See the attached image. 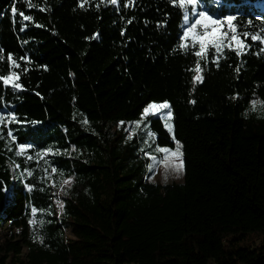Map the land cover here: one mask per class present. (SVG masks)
Masks as SVG:
<instances>
[{
    "label": "trees",
    "instance_id": "1",
    "mask_svg": "<svg viewBox=\"0 0 264 264\" xmlns=\"http://www.w3.org/2000/svg\"><path fill=\"white\" fill-rule=\"evenodd\" d=\"M29 2L36 7L0 0V74L12 70L11 54L23 85L0 82V112L20 121L0 126V234L20 229L24 244L2 240L0 264L8 254L13 264H264V44L224 49L218 67L210 50L194 84L199 58L179 48L178 0ZM13 6L33 17L23 31ZM198 6L235 15L238 31L264 27V0ZM163 101L175 140L159 118L135 127L145 106ZM176 141L184 183L152 182L149 153ZM20 144L31 148L21 155ZM64 179L72 183L61 191ZM33 207L44 220L35 229Z\"/></svg>",
    "mask_w": 264,
    "mask_h": 264
},
{
    "label": "snow or ice",
    "instance_id": "2",
    "mask_svg": "<svg viewBox=\"0 0 264 264\" xmlns=\"http://www.w3.org/2000/svg\"><path fill=\"white\" fill-rule=\"evenodd\" d=\"M27 6L29 8L36 7L35 4L29 2V0H25ZM92 0H78V6L81 9H85L86 5H90ZM120 0H99L96 3V8L99 9L101 4H108L117 6ZM135 0H127L125 3V7H129L134 4ZM199 0H178V7L183 9V19L186 24V28L183 32L181 43L179 44V48L184 51H188L189 49H195L194 55L199 58L195 64V67L191 69V71L195 72L196 75L193 77L194 84L203 83V68L201 67L200 61L205 60L208 52L210 50L214 51V60L217 67L219 66V60L223 56V50L228 49L234 51L237 55H242L247 48L246 41L251 39L252 41H260L264 44V27H262L261 32L250 34L247 30L238 31L237 27L233 24V21L236 19L235 15H228L225 18H214L213 15L209 14L206 11H199L197 13V5ZM41 11H45L46 9L41 8ZM11 12L13 17L19 15L21 18V30L23 31L27 24L23 22H31L33 20L32 15H25L24 12H18L15 6L12 7ZM195 16L193 19L192 17ZM127 23H132V20H128ZM251 23V22H249ZM40 27V25H37ZM123 35V32H122ZM99 33L94 34L92 38H97ZM243 37V39L241 38ZM264 51V48L261 49ZM4 59L2 55H0V60ZM10 62L11 71L8 74H0V82H3L4 85H8L16 90H22L23 85L19 83L20 74L15 71V69L20 68V63H18L17 58L13 57L11 54L7 57ZM20 61H24L25 57H20ZM235 71L237 73L240 72V68H236ZM235 98V97H234ZM191 103H195V100L191 101ZM256 100L252 101V108L255 110L256 108ZM171 104L167 101L163 102H150L147 106H145L142 110L141 119L136 122L135 127L139 129L145 121L148 120L149 117H163L166 119V127L167 130L172 133L173 132V124L171 123L173 119V113L171 111ZM17 116L15 114L5 115L3 112H0V126L11 125L12 123H19ZM83 123H88L87 118L82 121ZM123 125L124 122H120ZM145 127H149V125H145ZM7 135L15 141V137L13 136L12 131L9 129ZM146 135L149 139L155 137V133L150 130L146 132ZM172 139L175 140V135L173 134ZM151 146V145H149ZM31 148V145H19V152L21 155L24 152ZM75 150V149H73ZM154 151L160 154V158L158 163L164 165L166 169H171L172 171L179 173L183 170V160H182V152L181 145L179 141H176L175 150L169 147H161L157 145ZM150 158L152 160H157L156 155H151L149 153ZM27 159L31 160L32 157L28 156ZM179 161V162H177ZM19 167V166H17ZM47 173V169H45ZM51 173H57V168L52 167ZM31 172H28V175H31ZM62 175V173H61ZM50 176H46V179H50ZM71 179H64L62 181L61 191H64L63 185H71ZM31 191V188H29ZM56 203L59 205L60 210H63L64 204L63 201L57 200ZM33 219L29 221V223L35 229L37 223L43 225L44 220H37L35 217L37 215V209L33 207L31 209ZM39 240L41 243L44 242L43 236H39Z\"/></svg>",
    "mask_w": 264,
    "mask_h": 264
},
{
    "label": "rangeland",
    "instance_id": "3",
    "mask_svg": "<svg viewBox=\"0 0 264 264\" xmlns=\"http://www.w3.org/2000/svg\"><path fill=\"white\" fill-rule=\"evenodd\" d=\"M198 8H199V6L197 5V13L199 11ZM149 118H153V119L159 118L163 122H165V125L167 123L166 119L163 117L152 116ZM171 123H172V121H171ZM166 129H167V127H166ZM171 134H173V132ZM180 145H181V152L183 154V146L181 143H180ZM175 147H176V145H175ZM175 147L172 149L175 150ZM159 158H160V156L157 158V160H153V164L151 165V168H150V174H151L150 180L152 182H154L156 184H160V185H165V184H169V183H184V181H185L184 163H183V170L179 173H176V172L172 171L171 169H166L163 164L158 163ZM182 158H183V155H182ZM177 162H179V161H177ZM55 194L58 196L56 199V201H57L59 199V197L62 196V194L60 191L55 192ZM2 240L3 241L7 240L9 242L20 241L21 244L24 245L23 244V236H21V230L17 229V228L10 227L9 225H4L1 229L0 244L2 243L1 242ZM0 254H1L0 256H2L5 254V252H0ZM27 254H28V249L25 246L23 248L22 255L27 256ZM7 256L8 257L5 261V264H13L12 257L9 254Z\"/></svg>",
    "mask_w": 264,
    "mask_h": 264
}]
</instances>
